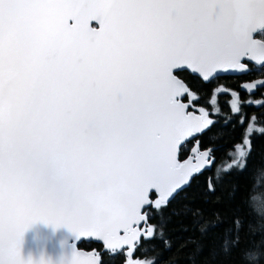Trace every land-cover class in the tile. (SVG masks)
Instances as JSON below:
<instances>
[{"label": "snow or ice", "instance_id": "snow-or-ice-1", "mask_svg": "<svg viewBox=\"0 0 264 264\" xmlns=\"http://www.w3.org/2000/svg\"><path fill=\"white\" fill-rule=\"evenodd\" d=\"M257 33L264 0H0V264H32L19 241L37 220L137 245L150 190L160 207L200 171L177 149L212 123L173 69L264 68Z\"/></svg>", "mask_w": 264, "mask_h": 264}, {"label": "trees", "instance_id": "trees-1", "mask_svg": "<svg viewBox=\"0 0 264 264\" xmlns=\"http://www.w3.org/2000/svg\"><path fill=\"white\" fill-rule=\"evenodd\" d=\"M247 64V72L231 79L226 74L204 79L185 69L177 71L189 87L187 99L190 95L192 108L202 106L212 117L210 125L181 145L179 157L188 154L189 146L198 150L210 146L213 164L195 173L186 188L160 207L156 195L151 194L154 201L147 209L144 226L152 229V235L144 231L130 256L126 249L108 252L100 243L82 242L79 246L96 252L100 264H126L128 258L152 264H264V79L242 94L249 102L237 112L230 109L225 93L219 94L215 104L210 102L217 86L264 78V68ZM251 124L254 127L246 136L251 148H247L242 138ZM240 144L245 155L226 167L224 164L233 159L231 152ZM234 218L242 222L238 234ZM236 235L238 243L234 247L230 243L229 252L222 251L224 241ZM253 250L260 253L255 261L245 255Z\"/></svg>", "mask_w": 264, "mask_h": 264}, {"label": "water", "instance_id": "water-1", "mask_svg": "<svg viewBox=\"0 0 264 264\" xmlns=\"http://www.w3.org/2000/svg\"><path fill=\"white\" fill-rule=\"evenodd\" d=\"M91 26L94 28H98L99 24L93 21L91 22ZM255 35L256 34H254L253 37L254 39L258 41L263 40ZM251 62L254 63L256 66H259L256 64L255 61H251ZM184 69L194 74L200 75L203 78H206L204 74H201L199 72H194L191 68H188L186 65L173 69V75L175 76V78L178 81H180L188 89V91H189V87L187 83L182 77H180L177 74V71ZM221 72L222 69H217L215 72H213L211 75H208L207 77L216 76ZM188 91L180 97L181 103L187 105L186 111L189 114L197 117L202 116V114H200L196 109L192 108V106L189 105V101H187ZM204 128L205 126L202 128V130ZM197 133H193L191 136H188L181 141L177 149V159L180 163H184L185 161H190L194 166L200 167V170H204L209 168L211 164V161L209 159L210 152L212 150L211 147L199 149L195 153L186 156L184 159H180L179 157L181 145L185 141L191 139ZM245 143H246V147H249L248 139L245 140ZM194 175L195 173L188 178L187 182L184 185H182L180 188L176 189L171 195H169L166 198L165 202L171 200L178 192L186 188L190 184L192 177ZM151 194H155L156 196H158L159 199V193H157L154 189L150 190V195L148 197L150 203L142 206L141 208L142 215L147 213V209L152 205ZM146 222L147 219L146 221H142L137 226L141 231V233L143 234L145 230L144 225ZM142 236L143 235H141L140 238ZM91 241L100 243L103 247V250L108 252H117L125 249L132 252L135 247V245H131V246H125L122 249L120 248L112 249L108 245H106L102 239H99L95 235L89 236L85 234L77 237V235L66 224L53 225L51 223H45L43 221L37 220L30 223L25 228L20 238L19 241L20 256L24 261H28L29 259H31L32 264H41V261H43L44 264H71L73 258V252L75 250L76 252L82 253L85 256L94 257L95 264H100V260L96 252L92 250H86L79 246L82 242H91Z\"/></svg>", "mask_w": 264, "mask_h": 264}, {"label": "flooded vegetation", "instance_id": "flooded-vegetation-1", "mask_svg": "<svg viewBox=\"0 0 264 264\" xmlns=\"http://www.w3.org/2000/svg\"><path fill=\"white\" fill-rule=\"evenodd\" d=\"M93 25H96V24H93ZM258 38H261V39H263L264 40V38L263 37H261V36H257ZM243 63H245V65H246V68L248 69L249 68V66H248V64L247 63H249L250 61H248V60H243L242 61ZM250 63H252V62H250ZM253 65H255L254 63H252ZM256 67H259V66H254V68H256ZM245 72H247V71H240V70H234V69H227V70H225V69H222V72L220 73V74H226V76H227V78H235V76L234 75H237V74H241V73H245ZM220 74H218V75H220ZM217 76V75H216ZM211 77H215V76H210V77H207V78H204V79H208V78H211ZM259 80L260 79V82L259 83H261L262 82V80L264 79V78H259V77H252V78H247L246 80H242V81H239V82H237L236 84H235V86H232V84L231 85H221L220 86V93H225L226 95H233V96H237V97H239L240 98V100H239V106H238V108H240V106L244 103V102H246L245 101V99L244 98H242V94L243 93H245V92H248V91H250V90H253L254 88H255V86H257L259 83H255V81L256 80ZM248 85H251L253 88L252 89H249L248 88ZM188 93H189V91H188ZM229 107H230V105H229ZM230 109L232 110V108L230 107ZM238 110V109H237ZM233 111V110H232ZM235 112V111H234ZM196 135V134H195ZM194 135V136H195ZM193 136V137H194ZM192 137V138H193ZM246 139H248V137H246V136H244L243 138H242V140H243V143L245 144V146H246V143H245V140ZM249 140V139H248ZM210 147V146H209ZM206 148V147H205ZM212 148V147H211ZM247 148H249V147H247ZM188 154L186 155V156H188V155H190V154H192V153H195L197 150H191L190 151V146H189V148H188ZM194 151V152H193ZM185 156V157H186ZM211 156H212V150H211V152H210V157H209V159L211 158ZM184 157V158H185ZM213 157V156H212ZM184 158H182V159H184ZM211 161V160H210ZM210 166H211V164H210Z\"/></svg>", "mask_w": 264, "mask_h": 264}, {"label": "rangeland", "instance_id": "rangeland-1", "mask_svg": "<svg viewBox=\"0 0 264 264\" xmlns=\"http://www.w3.org/2000/svg\"><path fill=\"white\" fill-rule=\"evenodd\" d=\"M255 36H260V34L259 33H257ZM264 38V37H263ZM260 82V79L258 80H256L255 81V83H259ZM220 86H217L214 90H213V92H212V95H211V97H210V102L212 103V104H215L216 103V99H218V96H219V94H220ZM248 88L249 89H252L253 87L251 86V85H248ZM226 100H227V102H228V104L230 105V107L232 108V110L233 111H235V112H237L238 110H239V108H238V106H239V100H240V98L239 97H237V96H233V95H227V97H226ZM187 101H189V105H191L192 106V104H191V102H190V95H189V100H187ZM245 101L246 102H249V99H245ZM194 106V105H193ZM197 108L198 109H196L200 114H202V115H204V114H206V118H207V120H212V117L208 114V111L204 108V107H202V106H197ZM238 109V110H237ZM203 110V111H202ZM254 127V125L253 124H251V125H249V127H248V129H247V131H246V135L245 136H247V133H249L250 131H251V128H253ZM242 143H243V141H242ZM191 150H198V149H195V148H193L192 146L190 147V151ZM193 151V152H194ZM241 151H243V152H245V149H244V147L242 146V144H240V145H238L237 147H236V149H235V151H233V152H231V156H232V158L233 159H230V160H228L227 161V163H225L224 165L227 167L229 164H231V163H233L232 161H237V159L239 158V157H241L240 156V152ZM210 160H211V165L213 164V157L211 156V158H210ZM155 200H159L158 199V196H156V198H155ZM154 200H152V202H153ZM145 231V230H144ZM126 252H127V254H128V256H130V254H131V252L130 251H128V250H126ZM128 260H131V261H133L134 262V264H135V262L136 261H139L140 262V264H152L151 263V261L150 260H144V259H133V258H128ZM128 262V261H127ZM127 262H126V264H127Z\"/></svg>", "mask_w": 264, "mask_h": 264}, {"label": "clouds", "instance_id": "clouds-1", "mask_svg": "<svg viewBox=\"0 0 264 264\" xmlns=\"http://www.w3.org/2000/svg\"><path fill=\"white\" fill-rule=\"evenodd\" d=\"M246 258L250 259L251 261H255L259 258L260 253L253 250L245 254Z\"/></svg>", "mask_w": 264, "mask_h": 264}]
</instances>
